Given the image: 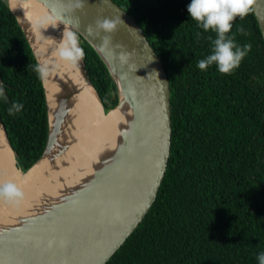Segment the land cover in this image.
<instances>
[{"label": "trees", "instance_id": "trees-1", "mask_svg": "<svg viewBox=\"0 0 264 264\" xmlns=\"http://www.w3.org/2000/svg\"><path fill=\"white\" fill-rule=\"evenodd\" d=\"M144 30L171 91L172 147L166 175L143 222L107 264H258L264 252V38L253 9L229 35L252 48L238 69L197 67L216 34L191 20V0H113ZM243 29V32L239 29ZM106 111L116 84L79 36ZM38 64L24 31L0 0V113L18 165L39 161L49 135ZM14 102L23 104L9 115Z\"/></svg>", "mask_w": 264, "mask_h": 264}, {"label": "water", "instance_id": "water-1", "mask_svg": "<svg viewBox=\"0 0 264 264\" xmlns=\"http://www.w3.org/2000/svg\"><path fill=\"white\" fill-rule=\"evenodd\" d=\"M2 1L16 17L38 64L41 63L27 30L14 11L18 2L46 6L62 25H72L70 29L78 38L82 36L99 54L116 84L117 106L106 111L85 59L75 68L71 83L87 84L104 115L121 112L122 150L118 165L96 176L81 196L71 199L67 195L61 208L43 219L25 220L18 228L0 233V264H107L149 213L166 175L173 132L168 75L144 30L113 0ZM252 9L264 38V0H256ZM98 19H116V32H98ZM105 37H110L111 43L100 47ZM42 81L49 135L42 158L27 171L18 165L0 113V124L15 154L16 167L23 173L31 171L53 151L64 132L69 103L63 98L60 113L52 123ZM0 85L4 89L1 78Z\"/></svg>", "mask_w": 264, "mask_h": 264}, {"label": "bare ground", "instance_id": "bare-ground-1", "mask_svg": "<svg viewBox=\"0 0 264 264\" xmlns=\"http://www.w3.org/2000/svg\"><path fill=\"white\" fill-rule=\"evenodd\" d=\"M35 3L18 2L14 11L27 30L40 63L54 69L44 79L52 123L60 113L63 98L69 106L56 147L27 173L16 167L15 154L0 124V183L11 181L25 194L19 206L0 201V233L18 228L25 220L43 219L60 209L67 195L71 199L81 196L96 176L118 165L122 150L121 112L104 115L87 84L71 83L76 69L62 64L54 54L63 31L72 25H62L46 6Z\"/></svg>", "mask_w": 264, "mask_h": 264}, {"label": "clouds", "instance_id": "clouds-1", "mask_svg": "<svg viewBox=\"0 0 264 264\" xmlns=\"http://www.w3.org/2000/svg\"><path fill=\"white\" fill-rule=\"evenodd\" d=\"M256 0H191L187 12L194 22L203 28L205 32L212 31L216 38L212 41L211 52L198 61L197 67L201 71L215 66L221 74H231L238 69L242 60L251 51L252 45H237L234 36L229 35L233 22L243 19L250 14ZM120 21V20H119ZM96 29L105 33L113 34L117 30V20L98 19ZM243 32V29H239ZM111 43L110 37H105L102 43L104 47ZM56 54L60 61L73 68H78L85 58V51L80 46L79 38L75 31L65 29L62 40L58 43ZM41 80L47 79L53 72L47 63L37 64L34 69ZM3 86L0 85V94ZM23 104L14 102L8 109L9 115L19 113ZM24 192L13 182L0 183V201L10 205L19 206L24 200ZM258 264H264V252L256 257Z\"/></svg>", "mask_w": 264, "mask_h": 264}]
</instances>
